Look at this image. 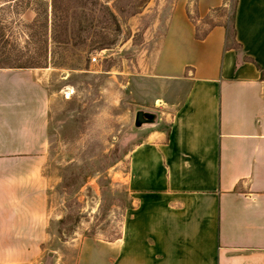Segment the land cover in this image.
<instances>
[{"label": "crops", "instance_id": "0c3cea01", "mask_svg": "<svg viewBox=\"0 0 264 264\" xmlns=\"http://www.w3.org/2000/svg\"><path fill=\"white\" fill-rule=\"evenodd\" d=\"M225 6L176 2L151 71L173 112L131 150L118 235L84 238L75 264H264V0H235L236 45L190 18ZM50 128L39 68L0 66V264L49 251Z\"/></svg>", "mask_w": 264, "mask_h": 264}, {"label": "rangeland", "instance_id": "374dc122", "mask_svg": "<svg viewBox=\"0 0 264 264\" xmlns=\"http://www.w3.org/2000/svg\"><path fill=\"white\" fill-rule=\"evenodd\" d=\"M177 1L0 0V66H37L50 93V264H75L84 238L117 236L137 203L131 150L173 112L151 71ZM234 2L190 18L200 32L230 28ZM139 108L158 123L135 129Z\"/></svg>", "mask_w": 264, "mask_h": 264}, {"label": "water", "instance_id": "95a60500", "mask_svg": "<svg viewBox=\"0 0 264 264\" xmlns=\"http://www.w3.org/2000/svg\"><path fill=\"white\" fill-rule=\"evenodd\" d=\"M159 121V115L157 111L145 108H139L134 112L133 127L135 129L142 128L144 126L153 127ZM53 256L52 251H47L43 264H50Z\"/></svg>", "mask_w": 264, "mask_h": 264}, {"label": "trees", "instance_id": "16d2710c", "mask_svg": "<svg viewBox=\"0 0 264 264\" xmlns=\"http://www.w3.org/2000/svg\"><path fill=\"white\" fill-rule=\"evenodd\" d=\"M234 6H235V2L233 5V9H234ZM226 34H227V40H229L231 42V44L236 45L234 42L233 12H232V16H231V25H230V28H227ZM12 66H17V65H12ZM17 67H24V66L18 65ZM259 70H260L261 76H264V70L261 68H259Z\"/></svg>", "mask_w": 264, "mask_h": 264}, {"label": "built area", "instance_id": "2783aa9c", "mask_svg": "<svg viewBox=\"0 0 264 264\" xmlns=\"http://www.w3.org/2000/svg\"><path fill=\"white\" fill-rule=\"evenodd\" d=\"M92 60L95 61V57H93Z\"/></svg>", "mask_w": 264, "mask_h": 264}]
</instances>
